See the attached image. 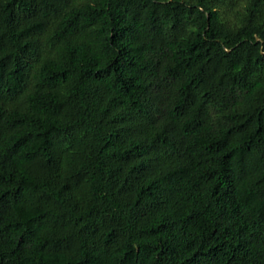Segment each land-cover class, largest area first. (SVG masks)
<instances>
[{"label":"trees","instance_id":"1","mask_svg":"<svg viewBox=\"0 0 264 264\" xmlns=\"http://www.w3.org/2000/svg\"><path fill=\"white\" fill-rule=\"evenodd\" d=\"M0 264H264V0H0Z\"/></svg>","mask_w":264,"mask_h":264}]
</instances>
